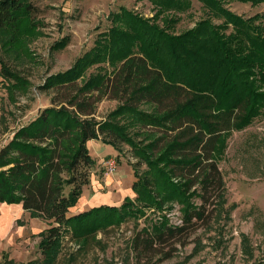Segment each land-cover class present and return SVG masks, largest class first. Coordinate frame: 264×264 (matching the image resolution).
Listing matches in <instances>:
<instances>
[{"label":"trees","instance_id":"trees-1","mask_svg":"<svg viewBox=\"0 0 264 264\" xmlns=\"http://www.w3.org/2000/svg\"><path fill=\"white\" fill-rule=\"evenodd\" d=\"M200 1L214 5L223 22L201 20L172 34L123 9L122 24L101 32L95 46L62 73L58 88L66 89L64 99L43 108L0 149V202L20 203L31 217L48 222L38 233L45 260L56 254L68 230L75 238L88 239L125 218L137 219L146 207L183 204L180 223L164 218L137 232L134 246L145 235L142 241L149 247L203 220L208 204L214 211L223 202L225 186L216 155L225 136L248 124L264 105V15L245 18L221 7L219 0ZM36 11L30 0H0V32L18 40L21 30L32 28ZM105 59L116 63L112 70L77 80L82 67ZM0 74L14 73L0 61ZM103 97L119 102L114 113L136 116L134 137L111 117L94 118ZM91 139L113 146L126 142L146 170H134V198L69 214L90 182ZM193 195L200 198L198 205L191 202Z\"/></svg>","mask_w":264,"mask_h":264},{"label":"rangeland","instance_id":"rangeland-1","mask_svg":"<svg viewBox=\"0 0 264 264\" xmlns=\"http://www.w3.org/2000/svg\"><path fill=\"white\" fill-rule=\"evenodd\" d=\"M30 1L37 7L32 28L21 30L14 42L0 32V61L14 73L0 74V149L43 108L64 99L66 89L58 88L62 73L95 46L101 32L122 24L123 9L150 18L172 34L193 28L201 20L212 24L224 20L215 13L214 5L206 6L200 0H175L179 6L171 2L167 5L168 0ZM228 2L219 0L226 9ZM230 31L231 26L224 32ZM115 64L106 59L88 64L81 68L77 80L82 83L91 73L109 72ZM118 106L117 100L103 97L96 105L94 118L111 117L134 137L138 129L136 116L127 111L114 113ZM141 107L153 111L150 104ZM101 143L97 156L112 150L107 148L109 143ZM113 147V155L104 158L113 156L117 165L125 162L138 174L146 170L129 144L116 141ZM89 152L94 154L93 147ZM216 156L225 186L223 202L214 211L208 204L203 220L149 247L142 241L145 235L134 246L137 232L142 227L152 229L164 218L178 224L183 204L168 201L160 209L146 207L137 219L125 218L88 239L75 238L70 230L63 232L59 249L47 261L39 247L38 233L49 227L48 222L31 217L20 203L0 202V211L8 207L12 215L3 219L0 227V264H264V105L248 124L225 136ZM90 171L91 177L112 175L105 173L103 161ZM191 202L198 205L200 198L193 195Z\"/></svg>","mask_w":264,"mask_h":264},{"label":"crops","instance_id":"crops-1","mask_svg":"<svg viewBox=\"0 0 264 264\" xmlns=\"http://www.w3.org/2000/svg\"><path fill=\"white\" fill-rule=\"evenodd\" d=\"M226 6L228 10L245 18L253 16L257 13L264 15V1L252 4L251 2L229 0ZM261 19L264 21V17ZM100 145H102V143L99 140L91 139L87 141L88 149H90V146L93 147L94 154L90 155L94 160V165L102 163L105 159L104 157L108 154L113 155L112 150H114V147L108 144L107 148H111L112 150L107 152L105 155L97 156V148ZM95 176L96 175L93 174L90 178L89 184L83 187L80 198L77 203L71 207L69 214H76L80 211L102 204L119 205L126 196L133 197L135 195L132 190V184L136 179L134 170H132L125 162L118 165L117 171L109 177L100 178L99 175ZM13 205L20 204L17 203ZM8 209V207H2L0 211V227L3 219L12 216L10 215Z\"/></svg>","mask_w":264,"mask_h":264},{"label":"built area","instance_id":"built-area-1","mask_svg":"<svg viewBox=\"0 0 264 264\" xmlns=\"http://www.w3.org/2000/svg\"><path fill=\"white\" fill-rule=\"evenodd\" d=\"M103 164H104V167H105V173L107 175H110V174H113L117 171V161L116 159L113 157V156H109L107 158H105L103 160ZM177 223H180L181 222V218L179 217V219L176 221Z\"/></svg>","mask_w":264,"mask_h":264}]
</instances>
